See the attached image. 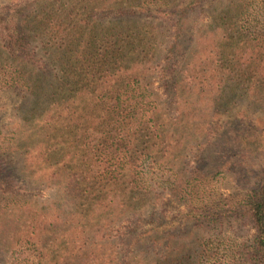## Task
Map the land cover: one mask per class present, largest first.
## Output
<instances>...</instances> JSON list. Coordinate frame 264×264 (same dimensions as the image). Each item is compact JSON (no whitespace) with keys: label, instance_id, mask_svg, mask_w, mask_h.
Masks as SVG:
<instances>
[{"label":"trees","instance_id":"trees-1","mask_svg":"<svg viewBox=\"0 0 264 264\" xmlns=\"http://www.w3.org/2000/svg\"><path fill=\"white\" fill-rule=\"evenodd\" d=\"M32 1L40 10L23 24L0 10V114L12 116L0 123V186L10 193L0 264H181L191 252L205 264L217 253L203 229L221 222V209L255 230L241 260L264 264V166L228 204L205 188L219 159L187 168L212 132L220 92L264 103V0ZM108 14L117 16L100 18ZM139 15L152 20L130 17ZM21 26L47 66L32 61ZM245 114L214 133L233 141L228 149L251 140ZM15 152L19 170L7 159ZM22 174L52 197L23 199ZM158 189L214 211L193 216L192 248L164 233L161 217L146 220L157 215ZM116 238L128 240L127 255H143L120 258Z\"/></svg>","mask_w":264,"mask_h":264},{"label":"rangeland","instance_id":"rangeland-1","mask_svg":"<svg viewBox=\"0 0 264 264\" xmlns=\"http://www.w3.org/2000/svg\"><path fill=\"white\" fill-rule=\"evenodd\" d=\"M3 7L7 8L9 13H16L17 22L19 24H23L22 21L26 17L34 19L37 12L40 10L32 0H0V10ZM108 16L109 17L100 15V18L103 19L105 17L108 19H114L113 17H116L117 15L108 14ZM130 17L139 21L152 20L146 15ZM117 18L127 17L121 16ZM19 33L20 37L26 38L30 42V52L34 55L32 61H34L36 65H41L43 63L45 66V58H41L36 47L38 46V43L32 40L33 38L30 37L28 30L21 26ZM234 97H236V99H234ZM217 101L219 106H215L217 105L216 102L212 108V132L198 141L199 146L197 151L191 152L187 158V168L193 167L195 162H197L198 168L209 165L210 163L216 164L217 159H219L221 164H223V168L214 169L211 172L210 177L206 181L205 188L216 192L218 201H222L226 204L237 203V196L245 195L256 185L264 166V103L234 95L228 89L220 92ZM230 102L232 105L229 104ZM229 109L231 110L229 114H227L226 111H229ZM242 113H246L245 115L247 118L245 119V125L243 126L246 131L249 132L251 140H249L248 146L241 145V147L239 146L233 149H228L232 145L225 142L227 139L223 140L222 138H218L214 133L217 127H232L240 120ZM10 117L12 119V116L7 113L0 114V123L4 124L10 121ZM12 121V123H14L15 119L13 118ZM9 136L11 137V135ZM227 141L233 143L232 140ZM201 145L205 146L202 148ZM7 159L13 162V165L17 167L16 169L22 166L23 159L17 152L8 153ZM206 167L208 166H205L204 168ZM22 177L25 180V187H20L21 192L19 194L23 195V199L42 205L45 200L52 197L53 194H51L50 190L46 189L41 184L32 183L26 174H22ZM157 192L161 193V196L158 197L156 202V212H154L157 213V215L154 216L153 214L150 217H146V220L153 221L157 217H161L163 222L161 229L164 233H172V235L176 236L174 240L185 239V242L183 243L188 242V246L192 248V244L189 243L191 240L189 239L193 237L188 236V232L195 229L193 227V216L199 215L200 217L202 216L200 215L201 213L209 212H211L209 214L211 215L214 211H206L208 207L203 208L202 205L193 206L186 204L185 201L175 200L168 194L166 189H158ZM9 194V192L0 186V205L7 201L10 196ZM218 213L221 221L220 223L212 224L208 227L204 225L205 227L202 234L204 237L203 239L208 246L212 248L211 252L217 253L216 257H212V259L206 261L205 264H232V262L228 260L237 258L238 261L234 260L235 263H239L240 260L242 262L240 264H246L241 258H247V255H241V252L247 251V246L250 245L255 233L251 222L244 218L236 220L235 217L230 216V213L224 212L222 209ZM114 242L121 244L118 249V252L120 251L119 257L123 258L127 255L130 251L129 249H131L128 246V240L125 238H116L114 239ZM191 250L193 251V249ZM228 251H233V255L236 254V256L232 259L228 258V260H226L224 255L225 252ZM208 252L209 250L207 247L206 253ZM136 253H138L140 257L143 255L141 254L140 249L137 248L135 251L131 250L127 257H132ZM187 257L189 258L185 259L181 264H194L195 257L192 258L193 252ZM1 263L8 264V259L3 257Z\"/></svg>","mask_w":264,"mask_h":264}]
</instances>
